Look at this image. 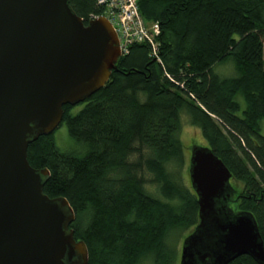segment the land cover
Returning <instances> with one entry per match:
<instances>
[{"label":"trees","instance_id":"16d2710c","mask_svg":"<svg viewBox=\"0 0 264 264\" xmlns=\"http://www.w3.org/2000/svg\"><path fill=\"white\" fill-rule=\"evenodd\" d=\"M69 5L85 22L104 12L97 0ZM139 8L160 26L163 65L148 44H134L104 88L64 106L61 125L76 147L60 149L54 134L28 147L31 166L49 170L44 193L70 202L88 264H177L168 234L199 224L197 196L182 179L188 116L232 173L231 207L251 212L264 240V0H141ZM229 59L238 75L221 77L214 67ZM147 175L161 198L147 190ZM230 264L258 263L244 255Z\"/></svg>","mask_w":264,"mask_h":264},{"label":"water","instance_id":"95a60500","mask_svg":"<svg viewBox=\"0 0 264 264\" xmlns=\"http://www.w3.org/2000/svg\"><path fill=\"white\" fill-rule=\"evenodd\" d=\"M122 56L104 16L85 22L69 0H0V264L89 263L88 246L71 227L74 209L44 193L49 170L31 166L28 147L55 133L64 106L104 88ZM189 175L199 224L180 264H230L244 255L264 264L254 215L230 206L235 189L225 163L195 146Z\"/></svg>","mask_w":264,"mask_h":264},{"label":"rangeland","instance_id":"374dc122","mask_svg":"<svg viewBox=\"0 0 264 264\" xmlns=\"http://www.w3.org/2000/svg\"><path fill=\"white\" fill-rule=\"evenodd\" d=\"M215 72L219 74L221 77H236L238 75V71L236 68V64L232 59H229L223 63H218L215 65ZM238 100L241 103L242 107L245 108V100L244 98L239 95ZM82 106L76 107L73 113H77ZM262 133L264 134V121L262 123ZM55 140L57 146L62 150H71L76 147L74 140L70 137L68 128L66 123H63L54 133ZM180 138L184 145V153H185V166L183 168V182L185 185H191L190 184V175H189V167H190V159L192 154V149L195 146H208L207 142L203 138L202 132L199 128L192 126L189 122L188 116L183 117V126L180 132ZM146 179L148 180L146 183L147 190L155 195L156 197L161 198V193L158 189V186L156 184H152L149 182L150 176L147 175ZM237 186L240 188V185L237 183ZM236 196V195H235ZM234 196V197H235ZM238 205H236L237 207ZM235 209V208H234ZM189 232L187 231H181L178 229L172 230L166 239V243L169 246L170 249H173V251L177 255V264H180L181 256H182V248L185 239L187 238V234ZM152 259H148L144 264H151Z\"/></svg>","mask_w":264,"mask_h":264},{"label":"built area","instance_id":"2783aa9c","mask_svg":"<svg viewBox=\"0 0 264 264\" xmlns=\"http://www.w3.org/2000/svg\"><path fill=\"white\" fill-rule=\"evenodd\" d=\"M141 0H97L104 7L101 15L92 14L90 20L106 17L113 25L118 37L122 55L134 44H148L150 55L163 65L160 58L159 24H148L140 13Z\"/></svg>","mask_w":264,"mask_h":264},{"label":"flooded vegetation","instance_id":"af4514ba","mask_svg":"<svg viewBox=\"0 0 264 264\" xmlns=\"http://www.w3.org/2000/svg\"><path fill=\"white\" fill-rule=\"evenodd\" d=\"M235 196V195H234ZM233 200V202L230 204V206L232 205V204H236L237 203V201H238V199L237 198H233L232 199ZM233 208V207H232ZM233 210H234V208H233ZM235 211V210H234ZM240 210H237L236 212H239Z\"/></svg>","mask_w":264,"mask_h":264}]
</instances>
